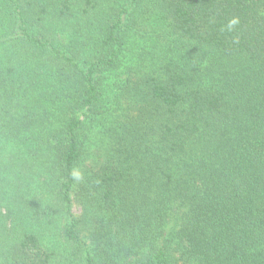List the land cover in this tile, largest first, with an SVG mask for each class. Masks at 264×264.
<instances>
[{
  "label": "trees",
  "instance_id": "obj_1",
  "mask_svg": "<svg viewBox=\"0 0 264 264\" xmlns=\"http://www.w3.org/2000/svg\"><path fill=\"white\" fill-rule=\"evenodd\" d=\"M0 264H264V0H0Z\"/></svg>",
  "mask_w": 264,
  "mask_h": 264
},
{
  "label": "rangeland",
  "instance_id": "obj_2",
  "mask_svg": "<svg viewBox=\"0 0 264 264\" xmlns=\"http://www.w3.org/2000/svg\"><path fill=\"white\" fill-rule=\"evenodd\" d=\"M73 211L76 215L81 212V207L76 201H73Z\"/></svg>",
  "mask_w": 264,
  "mask_h": 264
},
{
  "label": "clouds",
  "instance_id": "obj_3",
  "mask_svg": "<svg viewBox=\"0 0 264 264\" xmlns=\"http://www.w3.org/2000/svg\"><path fill=\"white\" fill-rule=\"evenodd\" d=\"M237 23H238V20H236V19L232 20V21L230 22V24H229V29H231V27L234 26V25L237 24Z\"/></svg>",
  "mask_w": 264,
  "mask_h": 264
}]
</instances>
